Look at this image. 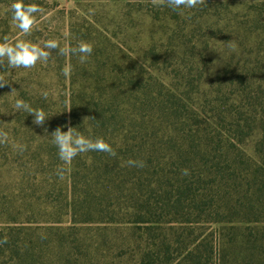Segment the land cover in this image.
I'll list each match as a JSON object with an SVG mask.
<instances>
[{
    "label": "trees",
    "instance_id": "obj_1",
    "mask_svg": "<svg viewBox=\"0 0 264 264\" xmlns=\"http://www.w3.org/2000/svg\"><path fill=\"white\" fill-rule=\"evenodd\" d=\"M72 1L65 47L91 43L88 60L62 56L54 97L41 78L0 88V264H264V0ZM23 3L43 22L46 0ZM66 124L117 156L65 164L50 135Z\"/></svg>",
    "mask_w": 264,
    "mask_h": 264
},
{
    "label": "clouds",
    "instance_id": "obj_2",
    "mask_svg": "<svg viewBox=\"0 0 264 264\" xmlns=\"http://www.w3.org/2000/svg\"><path fill=\"white\" fill-rule=\"evenodd\" d=\"M155 6L166 5L174 11L179 9H197L200 6L206 5V0H151ZM12 21L15 26L25 35L31 34L33 28L37 25V15L44 12V9L36 4L25 5L23 0H16L11 5ZM219 43V42H218ZM230 45L234 41L228 42ZM53 51L58 55H78L80 63H85L93 53V45L88 42L81 41L76 47H61L56 39L42 41L40 43H32L27 40H17L12 42L7 36L3 42H0V68L6 69H31L36 67L38 62L48 63L53 58ZM63 74L69 77L71 74V65H66L63 69ZM9 82L3 75H0V88L8 85ZM16 93L12 90L10 95ZM44 98H47L48 93H43ZM16 111H25L34 117L33 124L43 127L46 121L50 118L43 109H34L23 99H16L14 103ZM71 108L68 110L70 111ZM94 120L90 117H85V121ZM63 128H67L64 131ZM47 134V129H45ZM48 135V134H47ZM51 143L58 149V156L65 164H70L77 156L89 152L106 153L111 157H116L117 152L103 138H91L77 131L76 128L66 124L63 127L56 128L50 135ZM8 133L0 129V144L7 142ZM127 166L144 168L146 162L143 160L129 159L126 161ZM182 175H190L188 169H182ZM57 176L62 180L64 178V169H57ZM0 243H7V237Z\"/></svg>",
    "mask_w": 264,
    "mask_h": 264
},
{
    "label": "rangeland",
    "instance_id": "obj_3",
    "mask_svg": "<svg viewBox=\"0 0 264 264\" xmlns=\"http://www.w3.org/2000/svg\"><path fill=\"white\" fill-rule=\"evenodd\" d=\"M47 12L43 19V22L37 24L31 34L25 35L22 33L13 23L9 22V31L16 33L14 41L27 40L32 43H40L42 41L56 39L59 41L61 47L66 46L67 40V25L69 24V12L75 8L72 0H46ZM4 10H0V16H4ZM6 22L3 23V27L6 30ZM2 27V28H3ZM157 29V28H155ZM1 30V27H0ZM62 65V56L58 55L56 51H53V58L48 63L38 62L35 67L31 69L17 68L6 69L5 79H12V85L20 88L26 87L28 84L33 83L37 78H41V84L38 87H42L48 94L54 97L58 92L59 78L62 73L60 66ZM4 69V68H1Z\"/></svg>",
    "mask_w": 264,
    "mask_h": 264
}]
</instances>
